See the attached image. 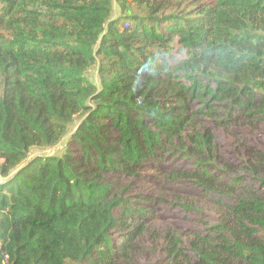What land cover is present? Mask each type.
I'll return each mask as SVG.
<instances>
[{"label":"trees","instance_id":"obj_1","mask_svg":"<svg viewBox=\"0 0 264 264\" xmlns=\"http://www.w3.org/2000/svg\"><path fill=\"white\" fill-rule=\"evenodd\" d=\"M222 102L264 119V0H0V264H264V152L233 176L195 129ZM188 185L236 204L185 234L162 210Z\"/></svg>","mask_w":264,"mask_h":264},{"label":"rangeland","instance_id":"obj_2","mask_svg":"<svg viewBox=\"0 0 264 264\" xmlns=\"http://www.w3.org/2000/svg\"><path fill=\"white\" fill-rule=\"evenodd\" d=\"M172 54L177 58H182L185 55L184 50L179 44L178 40L172 44ZM97 73L96 71H94ZM1 93H5L6 82L4 79H1ZM226 102H222L217 108L213 111L214 116H204L197 121H195V129L198 132H205L206 127H209L214 134L215 139V149L212 152L213 157H209L210 154L204 153L203 156L206 157V160H212L214 165L219 164L221 169L223 165L220 161H224L227 164L234 165L235 168L239 167V172L236 171L233 173V176L246 177L249 174H246L245 170L242 169L244 162L248 160V155L251 152L260 153L264 152V119L262 122L255 123V129L247 127H233L231 125H220L218 120L223 118L227 107ZM201 107V103L198 102V108ZM70 141V135L64 138V140L57 146L51 148H34L31 151V157L38 155H47V154H59L62 155ZM168 155V154H167ZM177 161V160H176ZM178 162V161H177ZM194 162H191V164ZM180 166L188 167L186 164L179 162ZM147 175L144 177H138L136 179V186H144V188L154 189L157 187V171L154 165H149L147 169ZM247 178V177H246ZM248 179V178H247ZM1 180V178H0ZM124 184V183H123ZM251 184V182H248ZM162 185V183H161ZM174 189H166L167 194H175L180 200L175 202L181 203V206H167L163 207L162 216L164 219L162 221H169L170 224H173L175 229H179L185 234H190L195 229L204 230L206 227L211 228L215 225H218L220 221V216L218 215L219 209L221 206L215 203V200H222L225 204L234 205L235 201L228 199L222 194L219 193H208L201 188H195L194 186H177L173 187ZM164 192V191H163ZM166 194V193H165ZM205 195H210L212 201L208 198H205ZM168 199H170L168 197ZM172 199L170 201H174ZM182 205H187L194 207L196 210H186ZM162 209V208H161ZM166 209V210H165ZM117 236L116 239L120 240ZM185 244H188L190 241L189 237H183ZM157 245V244H156ZM151 249V248H150ZM152 260L158 261L160 254L155 255L154 252L149 256Z\"/></svg>","mask_w":264,"mask_h":264}]
</instances>
